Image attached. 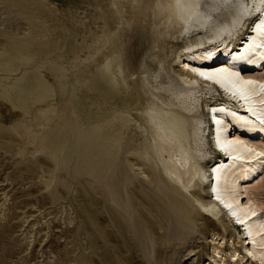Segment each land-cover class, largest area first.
Masks as SVG:
<instances>
[{"label":"bare ground","instance_id":"6f19581e","mask_svg":"<svg viewBox=\"0 0 264 264\" xmlns=\"http://www.w3.org/2000/svg\"><path fill=\"white\" fill-rule=\"evenodd\" d=\"M85 1L95 63L107 53L91 88L89 145L150 160L148 192L118 177L114 162L106 192L124 185L152 207L143 218L156 264L195 256L207 228L208 264H264V0ZM218 89L222 101L201 102Z\"/></svg>","mask_w":264,"mask_h":264},{"label":"rangeland","instance_id":"374dc122","mask_svg":"<svg viewBox=\"0 0 264 264\" xmlns=\"http://www.w3.org/2000/svg\"><path fill=\"white\" fill-rule=\"evenodd\" d=\"M90 17L85 0H0V264L159 260L156 234L143 218L153 217L152 207L124 185L106 192L113 162L118 177L148 192V155L132 149L111 158L89 145L91 88L102 83L107 57L95 63L97 24ZM92 67L101 72L96 79ZM214 97L220 96L202 94L200 100ZM205 231L204 247L195 249L200 252L178 264H208L211 232Z\"/></svg>","mask_w":264,"mask_h":264}]
</instances>
